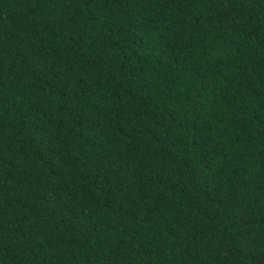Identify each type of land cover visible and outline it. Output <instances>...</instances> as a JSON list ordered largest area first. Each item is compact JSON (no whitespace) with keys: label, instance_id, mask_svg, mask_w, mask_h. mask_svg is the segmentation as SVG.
<instances>
[{"label":"trees","instance_id":"1","mask_svg":"<svg viewBox=\"0 0 264 264\" xmlns=\"http://www.w3.org/2000/svg\"><path fill=\"white\" fill-rule=\"evenodd\" d=\"M0 264H264V0H0Z\"/></svg>","mask_w":264,"mask_h":264}]
</instances>
